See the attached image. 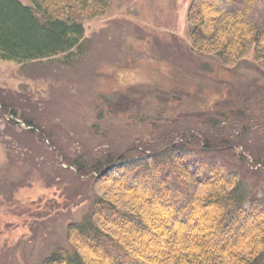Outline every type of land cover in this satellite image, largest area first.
<instances>
[{
    "label": "rangeland",
    "instance_id": "1",
    "mask_svg": "<svg viewBox=\"0 0 264 264\" xmlns=\"http://www.w3.org/2000/svg\"><path fill=\"white\" fill-rule=\"evenodd\" d=\"M192 2L111 0L104 14L84 21L80 55L28 63L0 58V264H40L70 247L69 223L93 211L109 187L80 173L77 158L89 171L101 157L133 146L149 152L160 139L196 134L201 146L208 144L198 152L206 172L234 170L264 190V165L254 159L264 154V72L254 45L231 67L193 51ZM257 12L262 23L264 7ZM113 93L125 97L114 98V113L99 119L98 110L110 104L101 98ZM217 101L232 117L208 127ZM229 139L235 142L224 144ZM172 183L180 211L196 192L208 191L200 183Z\"/></svg>",
    "mask_w": 264,
    "mask_h": 264
},
{
    "label": "trees",
    "instance_id": "2",
    "mask_svg": "<svg viewBox=\"0 0 264 264\" xmlns=\"http://www.w3.org/2000/svg\"><path fill=\"white\" fill-rule=\"evenodd\" d=\"M110 1L31 0L27 6L20 0H0V58L28 63L80 55L85 50L84 21L104 14ZM261 7L264 0H193L188 12L192 50L231 67L254 45V60L264 72V20L257 21ZM118 96L125 97L102 96V105L110 104L100 107L99 119L114 113L111 102ZM166 100L177 105L175 99ZM226 105L217 101L207 112L215 116L204 121L206 126L232 117ZM187 135H182L186 140L151 143L149 152L148 147L133 146L101 157L89 171L83 166L86 160L77 158L80 173L110 188L103 186L93 211L69 223L70 247L54 250L40 264H264V190L254 189L234 170L206 172L198 152H205L208 144L203 147L199 136L192 140ZM242 144L246 151L248 145ZM239 158L246 161V154ZM254 159L264 165V154ZM172 182L200 183L208 191L196 192L188 209L180 211Z\"/></svg>",
    "mask_w": 264,
    "mask_h": 264
}]
</instances>
